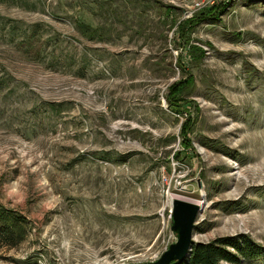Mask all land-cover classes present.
<instances>
[{
	"label": "rangeland",
	"instance_id": "374dc122",
	"mask_svg": "<svg viewBox=\"0 0 264 264\" xmlns=\"http://www.w3.org/2000/svg\"><path fill=\"white\" fill-rule=\"evenodd\" d=\"M176 198L264 246V0H0V264L155 261Z\"/></svg>",
	"mask_w": 264,
	"mask_h": 264
},
{
	"label": "trees",
	"instance_id": "16d2710c",
	"mask_svg": "<svg viewBox=\"0 0 264 264\" xmlns=\"http://www.w3.org/2000/svg\"><path fill=\"white\" fill-rule=\"evenodd\" d=\"M204 18L206 20L214 18L213 13L207 14ZM80 25L92 33L91 37L97 33L96 27L83 23ZM23 221L24 219L12 210H0V242L9 246L18 244L22 239ZM262 254H264V246L249 234L240 232L218 236L208 242L194 241L189 255L180 264H240L244 260L255 259Z\"/></svg>",
	"mask_w": 264,
	"mask_h": 264
},
{
	"label": "water",
	"instance_id": "95a60500",
	"mask_svg": "<svg viewBox=\"0 0 264 264\" xmlns=\"http://www.w3.org/2000/svg\"><path fill=\"white\" fill-rule=\"evenodd\" d=\"M199 208L196 203L174 199L170 210V229L175 233L176 241L171 243L157 260L135 264H180L191 251Z\"/></svg>",
	"mask_w": 264,
	"mask_h": 264
},
{
	"label": "built area",
	"instance_id": "2783aa9c",
	"mask_svg": "<svg viewBox=\"0 0 264 264\" xmlns=\"http://www.w3.org/2000/svg\"><path fill=\"white\" fill-rule=\"evenodd\" d=\"M218 0H207L208 6L217 3ZM195 5H197L198 8H201L203 5V2H196Z\"/></svg>",
	"mask_w": 264,
	"mask_h": 264
}]
</instances>
